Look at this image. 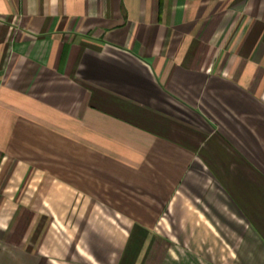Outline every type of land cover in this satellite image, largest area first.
I'll return each instance as SVG.
<instances>
[{
	"label": "crops",
	"instance_id": "0c3cea01",
	"mask_svg": "<svg viewBox=\"0 0 264 264\" xmlns=\"http://www.w3.org/2000/svg\"><path fill=\"white\" fill-rule=\"evenodd\" d=\"M0 264H264V0H0Z\"/></svg>",
	"mask_w": 264,
	"mask_h": 264
}]
</instances>
